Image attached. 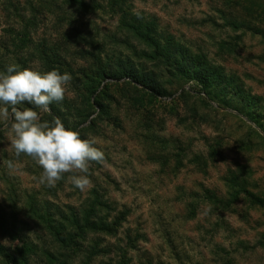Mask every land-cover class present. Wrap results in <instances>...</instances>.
<instances>
[{
    "label": "rangeland",
    "instance_id": "obj_1",
    "mask_svg": "<svg viewBox=\"0 0 264 264\" xmlns=\"http://www.w3.org/2000/svg\"><path fill=\"white\" fill-rule=\"evenodd\" d=\"M27 1L0 0V54L10 57V41L19 35L21 21L33 18L32 44L55 48L73 67L86 65L77 56L84 46L75 42L74 31L38 7L33 12ZM230 1L131 3L134 12L153 17L162 33L236 79L227 94L232 107H219L192 82L181 81L165 85L171 95L160 101L125 86L111 89L112 98L99 100L100 116L92 96L90 119H98L84 136L95 141L105 161L89 164L84 191L72 185L73 173L46 191L38 181L42 168L23 154L16 158L8 123L0 120V206L6 214L10 189L62 208L78 207L96 189L115 208L113 217L122 211L127 215L117 237H92L109 253L91 264H264V131L258 126H264V0ZM85 18L101 35L114 32L117 18L107 11ZM238 92L253 100L252 119ZM65 97L82 101L70 84ZM46 113L40 112L41 121ZM8 160L14 169L7 168ZM23 221L20 215L18 230L35 244L47 243L43 232L31 224L25 230ZM0 244L13 249L18 242L0 233ZM40 262V257L29 260Z\"/></svg>",
    "mask_w": 264,
    "mask_h": 264
},
{
    "label": "trees",
    "instance_id": "obj_2",
    "mask_svg": "<svg viewBox=\"0 0 264 264\" xmlns=\"http://www.w3.org/2000/svg\"><path fill=\"white\" fill-rule=\"evenodd\" d=\"M28 1L33 12L38 7L55 15L59 22L74 31L75 42L84 46L77 56L88 63L73 67L58 56L55 48L42 43L32 44L29 29L34 26V21L29 18L21 21L23 25L19 35L10 41V57L0 54V71H5L10 64L30 68L32 63H37L40 72L55 69L61 74L70 73V85L81 96V103L75 104L73 99L64 97L62 102H53L51 111L44 116L48 121L59 118L66 128L80 133L82 139H85V132L94 130V122L98 119H90L93 113L90 98L93 96L100 116L103 113L100 98H112L109 91L122 86L148 93L153 101H160V98L171 95L166 92L165 85L173 81L192 82L219 107H232L227 94L236 79L211 65L205 55L192 52L172 35L162 33L153 17L134 12L131 0ZM233 3L238 2L231 0L230 5ZM99 11H107L117 18L113 33L101 35L91 27V20H83L86 15ZM261 12L264 17V5ZM80 17L83 18L78 25ZM25 53L29 56L24 57ZM185 93L182 91L181 97ZM238 97L246 105L243 108L245 114L252 119L253 100L243 93ZM258 126L264 131L262 124ZM1 135L0 132V138ZM46 191L51 192V188L47 187ZM7 197L10 212L7 215L0 206V233L18 244L13 249L0 244V264H29L31 258L38 257L41 264H91L94 257L109 253L92 237H117L127 215L122 211L113 217L115 208L96 189L90 190L89 196L78 207L62 208L47 199L38 198L37 194L20 196L14 189L9 190ZM20 215L26 219L22 227L27 230L28 224L35 226L45 234L47 243L41 240V245L35 244L23 234L22 229H17ZM128 242V247L132 248L133 244Z\"/></svg>",
    "mask_w": 264,
    "mask_h": 264
},
{
    "label": "clouds",
    "instance_id": "obj_3",
    "mask_svg": "<svg viewBox=\"0 0 264 264\" xmlns=\"http://www.w3.org/2000/svg\"><path fill=\"white\" fill-rule=\"evenodd\" d=\"M71 81L67 72L8 65L0 71V120L8 123L16 158L23 154L42 168L38 177L41 185L54 187L64 174L73 173L72 185L84 191L90 184L89 164H103L104 152L94 146L95 141L82 139L80 133L66 128L59 118L41 121L40 117V112L51 111L53 102L64 100ZM6 166L15 168L13 160Z\"/></svg>",
    "mask_w": 264,
    "mask_h": 264
}]
</instances>
